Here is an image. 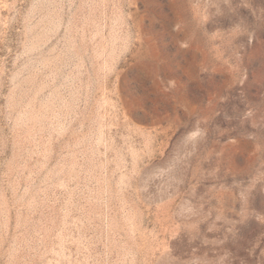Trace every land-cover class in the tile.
Wrapping results in <instances>:
<instances>
[{"label": "rangeland", "instance_id": "1", "mask_svg": "<svg viewBox=\"0 0 264 264\" xmlns=\"http://www.w3.org/2000/svg\"><path fill=\"white\" fill-rule=\"evenodd\" d=\"M0 264H264V0H0Z\"/></svg>", "mask_w": 264, "mask_h": 264}]
</instances>
